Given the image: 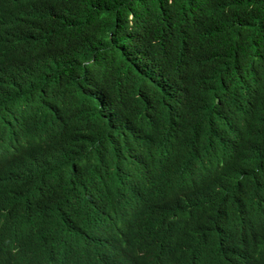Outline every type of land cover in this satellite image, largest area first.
<instances>
[{
    "label": "trees",
    "instance_id": "1",
    "mask_svg": "<svg viewBox=\"0 0 264 264\" xmlns=\"http://www.w3.org/2000/svg\"><path fill=\"white\" fill-rule=\"evenodd\" d=\"M0 264H264V0H0Z\"/></svg>",
    "mask_w": 264,
    "mask_h": 264
}]
</instances>
